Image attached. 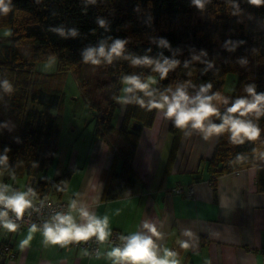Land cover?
Instances as JSON below:
<instances>
[{
  "label": "trees",
  "instance_id": "obj_1",
  "mask_svg": "<svg viewBox=\"0 0 264 264\" xmlns=\"http://www.w3.org/2000/svg\"><path fill=\"white\" fill-rule=\"evenodd\" d=\"M235 3L240 11L233 15V0H208L203 9L192 5L191 0H95V3L91 0H11V10L4 22L10 30L8 44L0 47V80L6 79L12 86L9 91L0 88V152L5 147L9 149V168L3 169L0 165L4 181L32 179L36 199H41L48 197L49 192L60 191L61 185L70 178L69 171L53 180L46 177L59 150V125L51 111L59 106L60 95L45 87L50 79H37L33 66L36 61H45L50 56L57 59L56 79L71 71L82 84L84 49L98 47L103 42L107 50L112 39L125 38L128 41L125 53L129 55L157 58L163 53L169 59L180 61L163 81L150 68L136 66L134 74L141 78L156 76V87L161 90L184 81L197 86L210 81L211 91L222 95L225 74L235 71L239 72V83L232 98L246 95L245 84L255 83L256 90L264 92V4L252 5L248 0H235ZM97 18L103 19L106 27H100ZM55 28H62L65 35L61 36L53 30ZM69 29H76L78 34L68 35ZM161 39L166 40L169 47H161ZM26 43L28 57L22 53ZM193 56H198L199 60H193ZM241 60L245 63L241 64ZM184 61H190L188 68L183 67ZM207 62L212 66L208 67ZM253 64L254 79L249 80L247 70ZM100 65L106 77L103 104L90 98L89 91L85 94L92 111L94 136L105 138L116 132L119 142L118 150L113 152V165L120 164L119 169H110L102 194V199L109 201L134 189L137 176L132 161L140 132L133 131L131 124L150 127L157 110L125 104L115 127L113 120L119 107L116 98L122 88L120 77L133 74L132 65L123 57ZM220 108L223 111L224 105ZM213 121L219 123L216 118ZM259 127L262 129L260 137L244 144L230 143L227 133L218 136L208 160L214 189L217 176L234 172L243 165L244 162L231 163L237 153L252 154L256 149L258 154L264 150V116L259 120ZM182 130L169 120L168 131L175 140ZM254 165L257 189L264 193V160L259 159ZM40 174L43 175L38 179Z\"/></svg>",
  "mask_w": 264,
  "mask_h": 264
},
{
  "label": "crops",
  "instance_id": "obj_2",
  "mask_svg": "<svg viewBox=\"0 0 264 264\" xmlns=\"http://www.w3.org/2000/svg\"><path fill=\"white\" fill-rule=\"evenodd\" d=\"M168 124L169 119L157 110L152 125L141 128L132 161L137 176L132 191L115 200L102 199L110 169H119L120 164L113 165L119 142L116 132L99 138L92 130L89 143L79 149L73 147L70 159L55 173L57 177L69 171V180L48 197L65 206L77 199L96 215H107L111 230L123 235L145 231L144 221L155 224L160 235L154 240L161 250H175L180 264H264V193L257 189L254 165L259 158H254L255 153L244 154L247 160L243 165L217 176L214 189L208 160L218 136L205 140L198 130L185 128L175 140ZM82 152L83 157L79 155ZM29 180L25 179L21 190H26ZM0 183L18 189L15 180L4 181L2 172ZM178 186H191L193 196L176 194ZM5 235L13 255L0 264H112L105 255L113 247L108 242L101 244L97 258L84 255L82 250L64 251L55 244H45L40 232L33 233L29 245L22 248L20 241L28 229L0 230V239Z\"/></svg>",
  "mask_w": 264,
  "mask_h": 264
},
{
  "label": "clouds",
  "instance_id": "obj_3",
  "mask_svg": "<svg viewBox=\"0 0 264 264\" xmlns=\"http://www.w3.org/2000/svg\"><path fill=\"white\" fill-rule=\"evenodd\" d=\"M91 2L95 3V0ZM207 2L208 0H191V4L198 9H203ZM248 3L259 6L264 4V0H248ZM233 5L235 8L233 15H235L240 9L235 0ZM10 10L11 0H0V15H6ZM96 22L100 27H106L103 19L97 18ZM53 30L59 32L61 36L65 35L62 28ZM77 34L76 29L68 31V35L73 37ZM127 43L125 38H114L107 50L103 42L98 47H87L81 59L85 64L95 66L102 62L110 64L115 58L123 57L134 67L142 65L150 68L151 72L158 74L160 81L165 80L168 73L180 65V61L169 59L163 53H159L157 58L148 55H129L125 53ZM159 45L163 48L169 47L164 39L159 41ZM192 59L199 60V57L193 56ZM189 63L190 61H184L183 67L188 68ZM207 63L208 67L212 66L210 62ZM240 63L243 64L245 61L241 60ZM204 71L206 72V69ZM120 82L123 85L122 93L133 94L131 97L118 96L116 99L121 104H136L148 111L160 110L164 118L169 119L173 126L178 129L198 130L205 140L227 133L229 142L239 145L244 144L245 141H255L261 135L259 120L264 116V92H258L255 83L244 85L243 92L246 95L236 96L230 100L228 96H222L218 91H211L213 85L210 81L199 86L191 81H184L174 87H165L161 90L156 87L158 83L156 76L148 75L141 78L133 73L122 75ZM11 87L8 80H0V88L3 90L9 91ZM190 88L195 90L194 93L189 91ZM137 92L142 95H136ZM221 104L224 105L223 111L220 108ZM213 118L218 119L219 123H215ZM8 152L7 147L0 152V165L3 169L9 168ZM253 152L254 158L264 160V150L259 151L258 155L256 149H253ZM245 160H247L246 156L237 153L231 163H241ZM36 196L32 187L19 190L11 188L6 183H0V230L16 232L20 226L18 221L26 212L31 215V212L39 210L40 206L34 202ZM142 228L145 231L137 230L126 235L122 234L119 243L105 253L112 264H180L175 250L168 248L161 250L154 240V237L160 235L155 224L144 221ZM36 232L42 234L45 244L63 246L71 242L87 241L91 237L103 242L109 238L111 228L107 215L98 216L86 204L72 199L66 208L52 210L48 218L41 223L30 224L28 235L20 241V247L29 245L32 234ZM182 246L186 247L187 244L183 243ZM84 255H90L87 249H84ZM96 256L99 258V251L96 252Z\"/></svg>",
  "mask_w": 264,
  "mask_h": 264
},
{
  "label": "rangeland",
  "instance_id": "obj_4",
  "mask_svg": "<svg viewBox=\"0 0 264 264\" xmlns=\"http://www.w3.org/2000/svg\"><path fill=\"white\" fill-rule=\"evenodd\" d=\"M5 15H0V47L8 44V37L10 35L9 27L4 23ZM8 32V35L4 33ZM24 56H29L26 52L29 51V45H23ZM25 52V53H24ZM248 68L249 80L254 79V64L249 65ZM136 66H131L132 73H135ZM34 75L39 81L50 79L46 82L45 87L52 88L60 95V102L57 109L52 110L51 113L58 121V153L53 164L47 170V178H55V173L61 164H64L70 159L71 150L79 149L81 146L89 143L90 132L93 130L92 111L89 106V100L85 93H90L96 103L104 102L106 96V77L101 65L84 64L81 70V81H78L71 71H67L61 78L56 79L57 73V59L55 56H50L45 61H36L33 66ZM239 83V72L229 71L225 74L222 96L233 97L234 92ZM194 84V83H193ZM123 87V85H122ZM122 89V88H121ZM192 88L189 89V91ZM192 92V91H190ZM120 95H128V93L120 92ZM122 104L119 102L113 120V125L117 121L118 114H120ZM132 124H135L132 122ZM131 124V126H132ZM115 126V125H114ZM75 131H72L74 130ZM86 138V142L83 143ZM81 152V151H80ZM74 153V150H73ZM75 154V153H74ZM73 154V155H74ZM82 157L85 155L84 152ZM24 178L15 180V186L21 190L25 185ZM13 180V181H14Z\"/></svg>",
  "mask_w": 264,
  "mask_h": 264
},
{
  "label": "built area",
  "instance_id": "obj_5",
  "mask_svg": "<svg viewBox=\"0 0 264 264\" xmlns=\"http://www.w3.org/2000/svg\"><path fill=\"white\" fill-rule=\"evenodd\" d=\"M28 187H32L34 190L35 188L32 186V179L29 180ZM174 192L176 194H183L187 197L193 196V188L190 186L183 189L182 187H176L174 189ZM34 202L40 206L38 211L31 212V215H29L27 212L21 219L18 221L19 228L17 231L28 229L29 225L32 223H41L43 220L47 219L48 216L51 214L52 210L54 209H63L66 208L65 204L59 201H52L48 197H44L41 199H35ZM122 234L118 231L111 230V234L109 238L103 242H108L112 244L113 246L117 243H119V237ZM5 238L0 239V260L4 261L6 258H10L13 253L11 251L9 240L7 238V235L4 236ZM103 242H99L95 239V237L89 238L87 241H80V242H71L66 245H59L55 244L56 247L60 250L64 251H70L74 249L82 250L87 249L90 253V256L97 257L96 252H100V246Z\"/></svg>",
  "mask_w": 264,
  "mask_h": 264
},
{
  "label": "water",
  "instance_id": "obj_6",
  "mask_svg": "<svg viewBox=\"0 0 264 264\" xmlns=\"http://www.w3.org/2000/svg\"><path fill=\"white\" fill-rule=\"evenodd\" d=\"M131 129H132L133 131H135V132H140V130H141V126H140L139 124L135 123V124H133V125L131 126Z\"/></svg>",
  "mask_w": 264,
  "mask_h": 264
}]
</instances>
